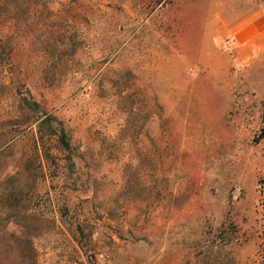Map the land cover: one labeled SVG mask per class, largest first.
<instances>
[{"label": "rangeland", "instance_id": "obj_1", "mask_svg": "<svg viewBox=\"0 0 264 264\" xmlns=\"http://www.w3.org/2000/svg\"><path fill=\"white\" fill-rule=\"evenodd\" d=\"M262 16L0 0V264H264Z\"/></svg>", "mask_w": 264, "mask_h": 264}, {"label": "crops", "instance_id": "obj_2", "mask_svg": "<svg viewBox=\"0 0 264 264\" xmlns=\"http://www.w3.org/2000/svg\"><path fill=\"white\" fill-rule=\"evenodd\" d=\"M238 43L251 46L254 53L264 48V16L259 17L237 37ZM260 44V46H258Z\"/></svg>", "mask_w": 264, "mask_h": 264}, {"label": "trees", "instance_id": "obj_3", "mask_svg": "<svg viewBox=\"0 0 264 264\" xmlns=\"http://www.w3.org/2000/svg\"><path fill=\"white\" fill-rule=\"evenodd\" d=\"M62 144L65 146V147H68L69 146V143H68V140H67V135L62 132ZM264 185V182L263 180L261 181V185Z\"/></svg>", "mask_w": 264, "mask_h": 264}]
</instances>
